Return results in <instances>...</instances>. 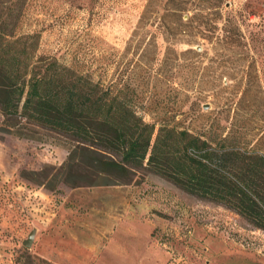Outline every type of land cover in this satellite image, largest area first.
I'll list each match as a JSON object with an SVG mask.
<instances>
[{"label": "rangeland", "instance_id": "374dc122", "mask_svg": "<svg viewBox=\"0 0 264 264\" xmlns=\"http://www.w3.org/2000/svg\"><path fill=\"white\" fill-rule=\"evenodd\" d=\"M217 5L29 0L21 31L37 30L38 55L91 72L156 129H215L253 145L264 134V0ZM1 119L0 264H264L263 230L148 169L51 188L55 170L41 172L64 163L65 137L24 119L6 132Z\"/></svg>", "mask_w": 264, "mask_h": 264}, {"label": "trees", "instance_id": "16d2710c", "mask_svg": "<svg viewBox=\"0 0 264 264\" xmlns=\"http://www.w3.org/2000/svg\"><path fill=\"white\" fill-rule=\"evenodd\" d=\"M28 3L0 0L1 128L11 132L24 119L65 137L64 163L41 172L55 170L51 188L114 184L148 169L264 231V134L252 145L215 129L198 133L164 122L156 129L91 72L38 55L39 32L21 31Z\"/></svg>", "mask_w": 264, "mask_h": 264}, {"label": "water", "instance_id": "95a60500", "mask_svg": "<svg viewBox=\"0 0 264 264\" xmlns=\"http://www.w3.org/2000/svg\"><path fill=\"white\" fill-rule=\"evenodd\" d=\"M34 236H35V232L32 231V232L29 234L28 238L24 241V245H25L26 247H30V246H31V244L33 243Z\"/></svg>", "mask_w": 264, "mask_h": 264}]
</instances>
